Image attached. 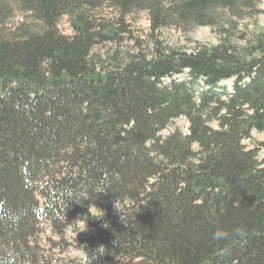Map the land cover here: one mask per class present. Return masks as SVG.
<instances>
[{
  "label": "trees",
  "instance_id": "16d2710c",
  "mask_svg": "<svg viewBox=\"0 0 264 264\" xmlns=\"http://www.w3.org/2000/svg\"><path fill=\"white\" fill-rule=\"evenodd\" d=\"M17 4L35 25L0 29V264H56L39 236L49 225L65 251L90 206L104 215L80 236L85 259L63 264H264V159L243 144L264 131V33L242 47L94 52L136 10L153 33H223L259 0ZM106 6L118 21L96 14ZM66 15L73 35L59 29ZM181 116L189 134H161Z\"/></svg>",
  "mask_w": 264,
  "mask_h": 264
},
{
  "label": "rangeland",
  "instance_id": "374dc122",
  "mask_svg": "<svg viewBox=\"0 0 264 264\" xmlns=\"http://www.w3.org/2000/svg\"><path fill=\"white\" fill-rule=\"evenodd\" d=\"M258 7L261 12L256 15L246 16L244 18H235L233 26H226L225 32L222 29L211 26H197L189 31L184 30L178 25L172 24L164 26L156 32L151 31V16L146 10H136L125 17L127 24L125 32L114 41L99 43L95 46L94 52L98 57L108 59L110 55L117 52L137 51L139 49L146 53H152L156 41L160 42L164 48H179L191 52L198 46L214 47L218 45L224 37L229 39L233 45L244 46L252 41L257 35L264 33V0H259ZM98 16L106 15L114 22L118 21L119 13L114 8L106 6L104 9L96 11ZM35 25L30 13L21 10L17 0H0V29L4 35H10L20 27H30ZM59 29L63 34L73 35L69 16H64L59 21ZM184 75L183 77H185ZM183 79V78H182ZM232 80L228 79L222 82L223 85L230 87ZM188 120L185 117L175 119L168 129L162 132L166 135L174 129L179 128L185 132ZM217 127V123H213ZM243 144L248 148L259 149V159H264V131L253 130L251 137L244 139ZM194 148L197 150L198 146ZM96 208V207H95ZM101 210L100 208H97ZM88 214L81 215L70 227L65 236V242L68 248L61 251L54 247L51 241H57L58 237L51 232L50 226L46 225L44 232L39 236V241L47 255H50L56 264H63L69 261H80L83 259L84 251L80 247V236L90 232V224L95 221ZM52 239V240H50ZM50 247L53 251L50 253Z\"/></svg>",
  "mask_w": 264,
  "mask_h": 264
},
{
  "label": "clouds",
  "instance_id": "9594fccd",
  "mask_svg": "<svg viewBox=\"0 0 264 264\" xmlns=\"http://www.w3.org/2000/svg\"><path fill=\"white\" fill-rule=\"evenodd\" d=\"M88 213L91 217L93 218H102L104 213L102 212V210H98L97 208H95L94 206H90L88 209Z\"/></svg>",
  "mask_w": 264,
  "mask_h": 264
}]
</instances>
